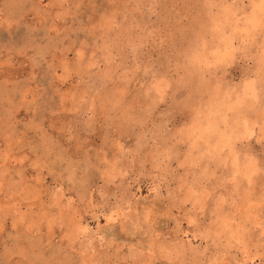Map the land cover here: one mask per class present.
Returning a JSON list of instances; mask_svg holds the SVG:
<instances>
[{"label": "rangeland", "instance_id": "374dc122", "mask_svg": "<svg viewBox=\"0 0 264 264\" xmlns=\"http://www.w3.org/2000/svg\"><path fill=\"white\" fill-rule=\"evenodd\" d=\"M259 1L0 0V264H264ZM250 83L226 113L252 135L199 158L193 123Z\"/></svg>", "mask_w": 264, "mask_h": 264}, {"label": "bare ground", "instance_id": "6f19581e", "mask_svg": "<svg viewBox=\"0 0 264 264\" xmlns=\"http://www.w3.org/2000/svg\"><path fill=\"white\" fill-rule=\"evenodd\" d=\"M250 14L251 16L245 21V25L240 26L238 28L239 30H237L240 34H244L243 36L250 33L249 30L259 27V24L261 23L262 18H264V1L260 0L258 4H254L252 6V10ZM223 15L226 19H228V21L230 22L235 21V19H231L230 16H233V12H230L229 9H226ZM220 36H222V34ZM223 36H226V34H223ZM222 40L223 41L220 44H223L221 46L222 50L225 52V57L228 58L231 56L230 48L233 47L232 35L228 34ZM221 47L220 48L217 47L216 51L214 50L215 54H220L222 52ZM218 58L220 59V57L216 55L215 59H218ZM216 61L218 62V60ZM221 61H226V60L224 57L221 56ZM251 84L252 83L246 84L245 86H243V88H241L242 90H240L242 92L240 91L232 92L231 94L228 95V97H224V96L220 97L217 95L216 96L217 98H215L214 102L211 101L207 103L210 106H209V109L206 115L203 116V119L201 121H197V122L195 121L193 125L191 126V132L195 135V138H196L195 144L192 147V149L198 151V156H200L199 158L203 157L204 153L211 154V156L219 157L221 154V151L227 148H228L227 150L231 152L233 150V147H232L233 143L235 142L236 139L252 133L251 131H253L254 127L252 128V125H248L249 121H245L246 123L243 122V124L241 123L242 125L241 127L243 128L242 130L239 131L236 129L237 128L236 123L238 122L237 121L234 122L235 125L228 123L229 121L227 120L228 117L226 113V110L227 111H229L230 109L233 110L235 106L243 105L246 99H249V98L253 99V97H256V94H255L256 89ZM160 88L163 89L162 87ZM249 103L250 102H248V104ZM232 156L229 160L230 162L229 165L232 167L230 171L232 173V176L236 174H240L243 177L250 179L253 173L257 172V171L255 172L256 166L254 162L248 161L244 158H243L244 160L242 159L243 161H241L235 154H232ZM223 162H226V160H224ZM223 166H224V163H223Z\"/></svg>", "mask_w": 264, "mask_h": 264}]
</instances>
